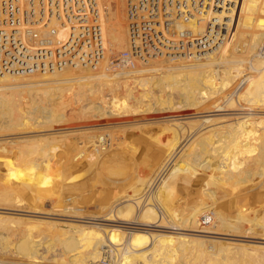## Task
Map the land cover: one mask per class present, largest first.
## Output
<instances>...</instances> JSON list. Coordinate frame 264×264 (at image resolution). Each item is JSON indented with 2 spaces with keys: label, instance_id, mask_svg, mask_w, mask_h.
Returning a JSON list of instances; mask_svg holds the SVG:
<instances>
[{
  "label": "bare ground",
  "instance_id": "1",
  "mask_svg": "<svg viewBox=\"0 0 264 264\" xmlns=\"http://www.w3.org/2000/svg\"><path fill=\"white\" fill-rule=\"evenodd\" d=\"M205 1V12L188 22L181 18L177 20L179 27L191 26L193 29L184 45H163L134 66L115 63L116 57L128 48L126 0H100L108 50L104 58L92 65L68 63L53 70L30 69L32 58L28 62L27 58L37 37L51 36L57 42L67 38V26L54 19L42 22L30 15L20 24L12 22L0 29V63L7 65V71L0 72V129L4 125L9 129L17 126L27 129L16 136L19 140L9 134L5 136L4 132L5 138L0 137V152L13 153L9 157L0 155V160H4L1 168L6 173L4 179H0V198L5 201L0 205L4 209H0V220L12 224L35 223L48 228L53 239L51 242L39 239L22 244L3 242L0 250L10 256L3 255L0 259L19 263L36 257L41 264H222L219 260L222 258H215L213 254L220 253L222 248L219 247L226 245L238 246L240 250L254 248L264 256V0H210L208 6ZM117 64L122 66L121 69H110ZM126 71L134 76L124 78ZM116 76L122 77L107 80ZM176 97H179L178 101H175ZM91 109L96 110L93 116L99 119L108 115L122 117L121 128L152 129L148 132L158 143L154 154L157 164L152 168V174L132 177V182L136 179L131 183L134 193H123L114 199L106 197L103 210L93 217L99 221L91 220L92 217L78 218L84 217L80 207L64 202L67 191L64 175L74 167L85 171L96 167L114 171L110 161L116 155L112 154L115 145L120 142L123 147L120 135L114 143L110 129L102 130L105 133H97L98 128L95 132L81 131L84 137L80 143L83 144L72 152L71 143L77 140H70L75 134L71 120L73 129L68 127L69 132L63 131L66 134L38 129L64 120L67 124V119L75 116L69 115L70 110L87 112L88 117ZM179 109H197L202 114L190 118L186 114L192 112L179 117L162 116L164 113L135 118L142 112ZM95 116L90 118L93 120ZM181 118H188V121ZM184 124L188 125L187 129ZM156 125L163 127L159 129ZM115 127L117 131L119 128ZM164 134L166 137L162 138ZM121 150L128 152L124 147ZM132 162L136 164L137 160ZM21 171L27 172V177ZM104 176L98 179L105 185L116 182L106 173ZM73 180L72 177L67 182ZM258 182L261 184L257 193L258 209L253 214L248 206L238 210L243 213L245 228L220 227L225 218L233 223L239 221L236 214L219 213L217 208L225 205L221 203L222 196H227L228 202L238 204L246 194L243 190ZM192 186L196 187L197 197L191 198L192 203L187 211H183L186 213H178L173 208L178 198L175 193L179 191L188 197ZM151 187L153 194L151 197L146 194L148 199L144 203L141 192L145 194ZM85 188V184L78 185L74 194L80 196ZM20 189L32 191L33 205H23L24 200L18 203ZM45 198L54 203L48 207L50 211L41 205ZM9 210L30 214L17 213V216ZM206 214L210 215L207 217ZM57 215L75 216L77 219L70 217L67 222L73 220L77 225L70 226L66 220L64 225L62 220L67 217L57 223V218L62 217ZM204 216L210 217L211 221L208 223ZM51 218L56 220L53 222ZM123 223L137 226H124ZM143 225H149V228ZM155 226L159 228L154 229ZM17 231L14 229L12 233L18 236ZM247 231L251 234L245 233ZM219 234L260 239L252 242L261 244H235L234 240L217 239L222 238ZM213 247L218 251L214 252ZM184 251L188 254L199 252L200 259H189L180 253ZM256 261L264 264V259Z\"/></svg>",
  "mask_w": 264,
  "mask_h": 264
},
{
  "label": "rangeland",
  "instance_id": "2",
  "mask_svg": "<svg viewBox=\"0 0 264 264\" xmlns=\"http://www.w3.org/2000/svg\"><path fill=\"white\" fill-rule=\"evenodd\" d=\"M126 6V5H125ZM125 9H126V7H125ZM124 9V10H125ZM126 12V10L124 11V13ZM125 17H126V13H125ZM105 19V18H104ZM127 19V18H126ZM105 21V20H104ZM127 21V20H126ZM104 24H105V22H104ZM105 26V25H104ZM105 31H106V29H105ZM106 33V32H105ZM107 38V37H106ZM107 41V40H106ZM105 57V55L103 56V58ZM116 62H118V61H115V63ZM117 66V68H115ZM121 65H114V66H111V68L110 69H121ZM127 69V68H126ZM134 75L131 73V72H129V71H126L125 72V75H123V77L124 78H131V77H133ZM120 77H122V76H116V77H109L107 80H115V78H120ZM106 78V77H105ZM177 99V100H176ZM179 100V97H176L175 98V101H178ZM77 106V105H76ZM66 107V106H65ZM179 110H182V111H179ZM178 111L177 110H172V111H154V112H142L141 114H138L139 116H136L135 118H142L143 116H157V115H162V114H164V115H162V116H169V115H178L177 117H179L180 115L182 116V115H185V113H191V114H186L187 116H189V118L190 117H195V116H199V115H201L202 113L200 112V111H197V109L195 110V109H187V110H183V109H179ZM71 111V110H70ZM69 111V115L71 114H73V115H75L74 117H69L67 120V124L64 122V121H66V120H64V121H62V123L60 124L59 122H53V123H51L49 126L48 125H45V126H40L38 129H40L41 130V128H42V131H49V132H56L55 134H58V135H61L62 133L63 134H66L67 132H69L70 131V129L68 128V127H70L71 128V130L73 129V127H72V123H73V125L77 128V131H75L76 130V128L74 127V129L75 130H73V132H75V134L73 135L74 137L72 138V137H70L71 139L70 140H73V139H76L75 141L76 142H73V143H71V145H72V147H70V149H71V151L73 152V151H76V150H78V148H81V145L83 144H81L80 143V139H81V141H82V136H83V132H81V131H84L85 132V130H89V131H87L86 133H88V132H95V129H97V133H101V132H103V133H105L106 131H108L109 129V131L112 133V136L114 137L113 138V140H114V143H117L116 142V137L118 136V135H120V136H118L119 137V140L121 139L122 141V144H123V147H124V149L127 151L128 150V152H124V153H122V146H121V143L119 142L118 143V145H115L116 147H114V148H116V149H114V148H111L112 150L114 149V153H112V154H116V155H114L113 156V159H111V168L114 170V171H112V170H108L107 168H99V167H96V168H94L93 170H91V171H85L84 169H81L80 167H74V168H72V169H70V170H68L66 173H65V175H64V180L67 182V179L69 180V179H72V177H73V181H71V182H65V187H66V189H67V191H65V203H68L69 205L68 206H71V205H78L79 207H80V209H81V212H82V216H84V217H78V218H81V219H86L87 217H88V219L90 218V217H92V218H90L91 220H98L99 221V219H95L96 217V215L97 214H99V213H101V211L103 210V207L106 205L105 203H104V200H105V198L106 197H108V199H114V198H116L117 196H119L120 194H123V193H134V190H133V187L131 186L133 183H134V180H136L135 178H136V176L137 175H139V174H141L142 176H145V175H148V174H152V168L157 164V160H156V158H155V152H156V149H157V146H158V143H157V140H156V138L154 137V136H152L148 131H152V129H143V128H140V127H136V128H134L133 130L132 129H130V128H128L127 126H125V128L124 127H122L121 128V125L123 124L122 122L120 123V120L122 119V117H120V116H110L111 117V119H110V117H109V115L108 116H106V117H104V119L103 118H101V119H99V118H97L95 115V118H93V120H92V118H90V117H94L93 116V114H95V112L94 111H96V110H88V117H89V119H88V117H87V112H84V111H80V110H77L78 112H70ZM89 111H92L91 113H89ZM186 111V112H185ZM190 111V112H189ZM176 112V113H175ZM197 112V113H196ZM154 113V114H153ZM169 113V114H168ZM175 113V114H174ZM84 114V115H83ZM89 114H90V116H89ZM92 114V115H91ZM80 115V117H78ZM81 115H83V116H81ZM142 115V116H141ZM185 115V116H186ZM245 116L247 115H250V114H244ZM84 116H86L87 117V119L89 120H87V119H85L84 118ZM78 117V118H77ZM83 117V119H81ZM108 117V118H107ZM73 118V119H72ZM77 118V120H74V119H76ZM97 118V119H96ZM117 119V120H116ZM186 119V118H185ZM184 118H181L180 120H184L185 122H187L188 121V118H187V120H185ZM71 120V122H69ZM73 120V121H72ZM85 120V121H84ZM108 120V121H107ZM115 120V121H114ZM74 121H75V124H74ZM77 121V122H76ZM80 121V122H79ZM92 121V122H91ZM96 121H97V123H96ZM103 121V122H102ZM114 122V123H112V122ZM69 122V123H68ZM102 122V123H101ZM108 122H109V125H107L108 124ZM111 122V123H110ZM63 123H65L64 125H63ZM88 123V124H87ZM96 123V124H95ZM99 123H101V125L99 124ZM107 123V124H106ZM55 124V125H54ZM58 124V125H57ZM77 124H79L80 125V127H79V125H78V127H77ZM85 124V125H84ZM86 124H87V126H86ZM94 124V125H93ZM98 124V125H97ZM115 124V125H114ZM61 125V126H60ZM63 125V126H62ZM68 125V126H67ZM89 125H91V126H89ZM104 125H107V126H104ZM114 125V126H113ZM185 125V128L187 129L188 128V125L187 124H184ZM55 126V127H54ZM65 126V127H64ZM85 126V127H84ZM93 126H95V128H93ZM113 126V127H112ZM115 126H117V131H116V127ZM123 126V125H122ZM157 126V127H156ZM155 127L156 128H162L163 127V125L161 126V125H156ZM161 126V127H160ZM4 127H5V125H4ZM3 127V129H0V137L2 138H5V136H7V134H9L8 136H11V137H13V136H19L21 133L20 132H23V131H26L27 129H24V127H22V126H17V127H11V129H9V127L7 128V127H5L4 128ZM49 127V128H48ZM52 127H54V128H52ZM59 127H61V128H59ZM67 127V128H66ZM87 127V128H86ZM109 127V128H108ZM155 127H153V128H155ZM8 130H10L9 132H7L6 130L7 129ZM45 128V129H44ZM57 128H58V130H57ZM82 128V129H81ZM89 128H91V129H89ZM99 128H101V129H99ZM112 128V129H111ZM6 129V130H5ZM48 129H50V130H48ZM52 129V130H51ZM61 129V130H60ZM64 129V130H63ZM84 129V130H83ZM93 129V130H92ZM106 129V130H105ZM125 129H127V130H125ZM130 129V130H129ZM5 130V131H4ZM13 130H15V131H13ZM98 130H100V131H98ZM102 130H104V131H102ZM120 130V131H119ZM2 131V132H1ZM58 131V132H57ZM60 131H62V132H60ZM63 131H67V132H63ZM119 131V132H118ZM3 132H4V135H3ZM17 132V133H16ZM60 132V133H59ZM80 132V133H79ZM45 133V132H44ZM115 135H114V134ZM76 134H78V137L77 136H75ZM102 135H104V134H102ZM101 135V136H102ZM123 135V136H122ZM150 136V137H149ZM14 137V138H15ZM84 137V136H83ZM166 136H165V134L164 135H162V138H165ZM0 138V139H1ZM133 138V139H132ZM134 138H135V140H134ZM153 138V139H152ZM16 140H19L17 137L15 138ZM128 140V141H127ZM156 140V141H155ZM74 141V140H73ZM187 141V140H186ZM185 141V142H186ZM81 144V145H80ZM127 146H126V145ZM134 144V145H133ZM142 144V145H141ZM74 145V146H73ZM78 145H80L79 147H78ZM119 146H120V148H119ZM134 146V147H133ZM93 147V146H92ZM92 147H89L90 149L92 148ZM119 148V149H118ZM75 149V150H74ZM134 149V150H133ZM133 150V151H132ZM141 151V152H140ZM17 152V151H16ZM129 152H131V154L129 153ZM5 155V156H13V153L12 152H0V155ZM132 155V156H131ZM15 157L17 156V154H15L14 155ZM133 157H134V160H133ZM137 160V162H136V164H134L132 161H136ZM3 162H4V160H0V179H4V177H5V172L2 170V168H1V166H2V164H3ZM156 163V164H155ZM146 166V167H145ZM138 167V168H137ZM99 168V169H98ZM137 168V169H136ZM142 168V169H141ZM144 168V169H143ZM151 168V169H150ZM101 169V171H99ZM147 169H149V170H147ZM142 170V171H141ZM145 170V171H144ZM109 171H111L112 173H109ZM133 171V172H132ZM21 172H23V171H21ZM85 172V173H84ZM80 173V174H79ZM104 173H106L107 174V176L109 175L113 180H116V182L115 183H112V187L111 186H107V185H105V183H102L101 181H99V179L98 178H100V177H105L104 176ZM120 173V174H119ZM131 173V174H130ZM135 173V174H134ZM137 173V174H136ZM23 174H24V176L25 177H27L26 175H27V172H23ZM76 174V175H75ZM78 174V175H77ZM100 174H102V175H100ZM134 174V175H133ZM82 177H81V176ZM132 175V176H131ZM136 175V176H135ZM69 176V177H68ZM72 176V177H71ZM81 177V178H79V177ZM100 176V177H99ZM135 176V178L133 179V182H132V177H134ZM71 177V178H70ZM129 179H128V178ZM138 177V176H137ZM76 178V179H75ZM127 180H126V179ZM125 179V180H124ZM130 180V181H129ZM73 182V183H72ZM122 183V185H121V183ZM91 183V184H90ZM132 183V184H131ZM157 183V182H156ZM155 183V184H156ZM80 184H85L86 185V188L83 190V192L81 193V195L80 196H76V194H74L75 193V190H74V188H76L78 185H80ZM104 184V185H103ZM121 185V186H119V185ZM130 184V185H129ZM260 184V182H258V183H253V184H251V185H248V187H246L245 188V190H243V191H246V192H243V193H246L245 195H242V196H244L242 199H240V200H238V201H240V202H238V204L237 203H235V204H232V203H230V202H228V198H224L223 196H222V198H223V200H222V198H221V203L222 204H225V205H221L220 207H218L217 209H218V211H219V213H225L226 212V214H228V215H230V216H232L233 214H236V215H238L239 216V221L238 222H235V223H233V222H231V221H229V220H222L221 222H220V227H225V228H227V229H244L245 228V226L247 225V224H245L244 222H245V220H242L243 218V213H240L238 210H239V208H241L242 210H243V206H248V210L250 209L251 210V212H252V214L253 213H255V211L258 209V207H259V200H258V194L257 193H259V190H260V188H261V184ZM126 185H127V187H126ZM257 185H259V186H257ZM109 187V188H108ZM111 187V188H110ZM117 187H118V189H117ZM123 187H125V188H123ZM194 186H192V188L190 189V191H189V193H188V197H186L184 194H181L179 191H177L178 193H179V195H178V193H175V195L176 196H178V198H177V200L176 201H174V202H176V204L173 206V208L178 212V213H186V212H183V211H187V208H188V206H190L189 204L190 203H192V199L193 198H196L197 197V192H195L194 193V191L196 190L195 188H193ZM114 188V189H113ZM89 189V190H88ZM90 189H93V190H90ZM120 189V190H119ZM154 188L153 187H151L149 190H146L145 192V194H144V192H141L142 194H143V197H142V201L145 203L146 202V199H148V195H149V197H151L152 196V192L154 191L153 190ZM74 190V191H73ZM86 190V191H85ZM193 190V191H192ZM30 193H29V192ZM71 191V192H70ZM133 191V192H132ZM140 193V194H141ZM150 193V194H149ZM194 193V194H193ZM18 194L20 195L19 196V198H18V196H17V198L20 200L18 203H20V202H22L23 200H24V203H22L23 205H33V200H34V197H33V194H32V191L31 190H23V189H20L19 191H18ZM146 194H148L147 196H146ZM196 194V195H195ZM249 194V195H248ZM251 194V195H250ZM255 194H257V196L255 195ZM222 195V194H221ZM248 197H247V196ZM25 196V197H24ZM110 196V197H109ZM184 196V197H183ZM21 197V198H20ZM190 197V198H189ZM180 198V199H179ZM192 198V199H191ZM248 198V199H247ZM50 200L49 198H45L44 200H43V203H41V205H42V207L44 208V210H46V211H50L49 209H48V207L50 208V205H53L54 203L53 202H50V201H48V200ZM144 199V200H143ZM22 200V201H21ZM183 200V201H182ZM244 200H248L249 202H251V203H249V202H247V201H244ZM29 201V202H28ZM47 201V202H46ZM189 201V202H188ZM245 202V204H244V202ZM255 201V202H254ZM5 202L3 199H1L0 198V205H2L3 203ZM44 202H45V204H44ZM49 202V203H48ZM71 202H72V204H71ZM241 202H243V203H241ZM259 204H258V203ZM2 203V204H1ZM144 203H142L141 205H143ZM241 203V206L239 205ZM252 203L254 204V205H257V206H254V205H252ZM257 203V204H256ZM183 204V205H182ZM247 204V205H246ZM46 205H48V206H46ZM101 205V206H100ZM240 206V207H239ZM251 206V207H250ZM83 208V209H82ZM1 209V208H0ZM186 209V210H185ZM1 210H4V209H1ZM247 210V211H248ZM249 210V211H250ZM5 211H8V210H5ZM9 211H11V212H13V213H15L14 215H17V213H19L20 215H23L22 213H24V215L27 213V214H30L28 211H17L16 212V210H9ZM250 212V213H251ZM97 213V214H96ZM32 214H34V213H32ZM39 214H43V213H39ZM38 214V215H39ZM46 215L48 214V216L49 215H51L52 217H55L54 216V214H49V213H45ZM88 214H89V216H88ZM93 214H94V216H93ZM211 214V213H210ZM210 214H206L205 216H209ZM19 215V216H20ZM56 215V214H55ZM87 215V216H86ZM212 215V214H211ZM18 216V215H17ZM57 216H59V215H57ZM60 216H62V217H60ZM59 217L60 218H57V220H56V218H51L50 220H52L53 222L55 221V222H57V223H62L61 222V220L60 219H62L63 217H67L66 219H64L63 218V224L65 225V224H70V226H72L73 224H76L77 225V222L75 223V221H73V220H70L69 222H67L68 220L67 219H70V217H71V219H75L76 217L75 216H66V215H60ZM204 216V218L206 219L207 217H205ZM75 217V218H74ZM86 217V218H85ZM93 217H95V218H93ZM210 218V217H209ZM59 219V220H58ZM77 219V218H76ZM64 220H66V222L64 221ZM58 221H60V222H58ZM104 222H106V223H113V221H108V220H103ZM102 221V222H103ZM208 221V220H207ZM70 222H74V223H70ZM13 222H7V221H1L0 220V244L1 243H3V242H6V243H12V242H14L13 244H18V243H20V244H22V242H24V243H29L30 241H35V240H41V241H45V240H48L49 242H51L53 239H52V237L51 236H49L50 235V233H49V229L48 228H46V227H39V226H36V224L35 223H30V224H28V223H25V222H19V223H14V224H12ZM114 223H115V221H114ZM116 223H118V222H116ZM131 223V222H130ZM130 223H126V224H124L123 223V225L124 226H133V227H135V226H137L136 224H130ZM242 223H243V225H242ZM75 225V226H76ZM146 226H148L147 228H149V225H143V227H146ZM244 226V227H243ZM253 226H255V225H253ZM150 228H153L152 226H150ZM155 228H159V227H154V229ZM14 229H17L18 231H17V234H18V236L17 235H15L14 233H12V231L14 230ZM165 229H168V228H165ZM252 231V230H251ZM245 233H248V231L247 232H245ZM249 235L251 234L250 232L248 233ZM219 236H222V238H217V239H219V240H224L225 241V239H226V241L227 240H231V241H233V242H235V244L238 242H240V243H245V244H247V243H249V244H252L253 245V243L254 244H256V243H259V244H261L260 242H252V240H260V239H255V238H249V237H244V236H232V235H227L226 236V234H219ZM225 237V238H224ZM232 238H234V239H232ZM15 239V240H14ZM212 239V238H211ZM214 239V238H213ZM251 240V241H249V240ZM258 245V244H257ZM228 246V247H227ZM233 246H235V245H232V247L230 246V245H226V247L224 246V247H219V248H222V249H220V251L223 253V256L220 254V253H218V252H216L215 254H213L214 252H215V250L217 249V248H215V247H213L214 248V250L211 248V251L213 252H211V254H213V257H219V258H222V259H219V258H217L216 260L218 261V259L221 261V263H222V261H223V263L224 264H226L227 263V261H228V263L227 264H234L235 262H237L238 260H240L239 262H241V264H251L252 262V264H257L256 262V260L257 259H264V258H262V257H264V256H260L261 254H258L256 251H254L252 248H246L245 250H243L244 248H242L241 250H240V247L239 248H237L236 246L235 247H233ZM231 247V248H230ZM218 248V249H219ZM233 248V249H232ZM235 248V249H234ZM237 248V249H236ZM249 249H251L252 251H250ZM225 250V251H224ZM216 251H218V250H216ZM254 251V252H253ZM185 252V251H184ZM184 252H180L182 255H184L185 257H188L189 259L191 258L192 259V257H193V260L195 259V258H198V259H200L199 257H198V255H199V252H193V253H187L188 251H186L185 253ZM233 252V253H232ZM195 253V254H194ZM231 253H232V255H231ZM180 254V255H181ZM217 254H219V255H217ZM225 254V255H224ZM3 255H8L7 253H5L3 250H0V256H3ZM16 256H18L17 254H15ZM181 255V256H182ZM192 255V256H191ZM196 255V256H195ZM227 255V256H226ZM229 255H231V257H234V258H236V259H234L233 260V258H231ZM234 255V256H233ZM8 256H10V255H8ZM222 256V257H221ZM236 256V257H235ZM0 258H2V257H0ZM226 258V259H225ZM230 258H231V260H233V261H230ZM33 259V260H32ZM229 259V260H228ZM238 259V260H237ZM226 260V261H225ZM236 260V261H235ZM198 261V260H197ZM219 261V262H220ZM235 261V262H234ZM231 262H233V263H231ZM239 262H238V264H239ZM243 262H245V263H243ZM251 262V263H250ZM222 263V264H223ZM0 264H41L40 263V261L36 258V257H32L31 258V260L30 261H22V262H19V263H17V262H12V260H3V259H0ZM235 264H237V263H235Z\"/></svg>",
  "mask_w": 264,
  "mask_h": 264
},
{
  "label": "built area",
  "instance_id": "3",
  "mask_svg": "<svg viewBox=\"0 0 264 264\" xmlns=\"http://www.w3.org/2000/svg\"><path fill=\"white\" fill-rule=\"evenodd\" d=\"M204 1L126 0L128 48L116 57L117 61L134 66L163 45H184L193 29L179 27L177 20L188 22L205 12ZM209 1H205L207 6ZM30 15L38 17L37 21L54 19L67 26L65 41L40 36L31 44L33 51L27 58V62L32 58L31 70H53L68 63L96 64L108 50L100 0H0L1 30L9 23L26 21ZM52 32H56L55 28ZM6 68L5 62L0 63V72H6Z\"/></svg>",
  "mask_w": 264,
  "mask_h": 264
}]
</instances>
